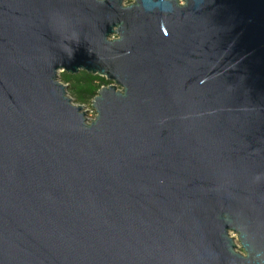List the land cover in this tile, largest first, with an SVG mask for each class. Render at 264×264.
Returning <instances> with one entry per match:
<instances>
[{
    "label": "water",
    "instance_id": "water-1",
    "mask_svg": "<svg viewBox=\"0 0 264 264\" xmlns=\"http://www.w3.org/2000/svg\"><path fill=\"white\" fill-rule=\"evenodd\" d=\"M123 1L0 0V264H264V0Z\"/></svg>",
    "mask_w": 264,
    "mask_h": 264
},
{
    "label": "trees",
    "instance_id": "trees-1",
    "mask_svg": "<svg viewBox=\"0 0 264 264\" xmlns=\"http://www.w3.org/2000/svg\"><path fill=\"white\" fill-rule=\"evenodd\" d=\"M60 80L70 89L74 102L79 104L92 102L102 87L111 85L106 79L92 76L86 72H80L77 75L62 73Z\"/></svg>",
    "mask_w": 264,
    "mask_h": 264
},
{
    "label": "rangeland",
    "instance_id": "rangeland-1",
    "mask_svg": "<svg viewBox=\"0 0 264 264\" xmlns=\"http://www.w3.org/2000/svg\"><path fill=\"white\" fill-rule=\"evenodd\" d=\"M68 92H69L70 97L74 100L73 96L70 93V89L69 88H68ZM92 102L86 103V104H79L77 102H74V103L77 104V105H80V106H82L84 108V111L86 112L88 118H93L94 119L95 116H96V113L92 109Z\"/></svg>",
    "mask_w": 264,
    "mask_h": 264
},
{
    "label": "clouds",
    "instance_id": "clouds-1",
    "mask_svg": "<svg viewBox=\"0 0 264 264\" xmlns=\"http://www.w3.org/2000/svg\"><path fill=\"white\" fill-rule=\"evenodd\" d=\"M132 2H133V0H126V5H127V4H130V3H132ZM184 2H185V0H180V4H181V5H183ZM167 34H168V33L165 31V32H164V35L166 36Z\"/></svg>",
    "mask_w": 264,
    "mask_h": 264
},
{
    "label": "built area",
    "instance_id": "built-area-1",
    "mask_svg": "<svg viewBox=\"0 0 264 264\" xmlns=\"http://www.w3.org/2000/svg\"><path fill=\"white\" fill-rule=\"evenodd\" d=\"M123 2H124V4L126 5V0H124ZM133 2H134V0H133ZM133 2H132V3H133ZM132 3H130V4H132ZM127 5H129V4H127ZM93 111H94V110H93ZM94 112H95V111H94ZM89 119H93V118H89Z\"/></svg>",
    "mask_w": 264,
    "mask_h": 264
}]
</instances>
